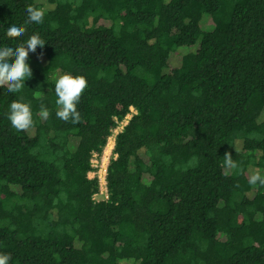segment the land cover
Returning <instances> with one entry per match:
<instances>
[{
    "label": "trees",
    "instance_id": "16d2710c",
    "mask_svg": "<svg viewBox=\"0 0 264 264\" xmlns=\"http://www.w3.org/2000/svg\"><path fill=\"white\" fill-rule=\"evenodd\" d=\"M28 5L43 23H26ZM12 24L26 34L9 38ZM33 33L32 77L0 87L8 264H264V186L248 183L264 175V0H0V47ZM65 73L87 80L77 124L56 117ZM13 100L32 129L10 125ZM130 109L95 202L92 154Z\"/></svg>",
    "mask_w": 264,
    "mask_h": 264
},
{
    "label": "clouds",
    "instance_id": "9594fccd",
    "mask_svg": "<svg viewBox=\"0 0 264 264\" xmlns=\"http://www.w3.org/2000/svg\"><path fill=\"white\" fill-rule=\"evenodd\" d=\"M26 23H43L45 10L28 5L26 8ZM27 32L24 25L12 24L6 30L9 38L23 37ZM45 41L41 39L38 33L28 36L25 42L15 47H0V87H6L9 93H18L24 87V81L32 77V69L27 63L29 53L35 52L38 47H44ZM87 80L84 76H73L69 73L61 74L55 80L54 92L57 97L55 104L57 106L56 117L64 122L77 124L81 121L80 112L77 105L81 96L87 88ZM51 113L44 105H40L39 116L47 120ZM7 119L10 125L17 131H28L34 127L33 113L31 106L21 100H13L9 105ZM113 154V153H112ZM222 167L226 170H238L239 165L233 160L230 153L225 152ZM228 171L225 172V175ZM248 183L250 185L264 186V175L259 171L250 174ZM11 259L10 254L0 253V264H8Z\"/></svg>",
    "mask_w": 264,
    "mask_h": 264
},
{
    "label": "built area",
    "instance_id": "2783aa9c",
    "mask_svg": "<svg viewBox=\"0 0 264 264\" xmlns=\"http://www.w3.org/2000/svg\"><path fill=\"white\" fill-rule=\"evenodd\" d=\"M135 113L133 109H130V113L121 121L117 122L116 127L113 129L112 134L109 138H115L116 134L122 129V127L127 123L131 115ZM114 143V140H113ZM113 150V148H112ZM112 150L110 151V157L112 158ZM101 155L97 154H92L91 160H90V166H91V171L88 172L87 177L89 179H96L98 183V193L93 196V200L96 202L100 199L107 200L108 194H107V189H106V181H105V176H106V164L105 162L107 161L106 159L99 158ZM106 160V161H105ZM108 165V164H107Z\"/></svg>",
    "mask_w": 264,
    "mask_h": 264
},
{
    "label": "rangeland",
    "instance_id": "374dc122",
    "mask_svg": "<svg viewBox=\"0 0 264 264\" xmlns=\"http://www.w3.org/2000/svg\"><path fill=\"white\" fill-rule=\"evenodd\" d=\"M32 56L33 57H35V58H37V54H35V52L34 53H32ZM39 58V60L40 61H42L43 59L41 58V57H38ZM239 147H240V145H239ZM238 147V148H239ZM105 148V147H104ZM113 148V147H112ZM112 150V149H111ZM113 155V154H112ZM113 157V156H112ZM100 159L102 158L103 159V161H104V159H106L105 161V164H106V166H107V164H108V162H109V160L111 159V157H110V152L108 153V154H104V150L102 151V154H101V156L99 157ZM249 172H251V173H253L254 171H252L251 169L249 170Z\"/></svg>",
    "mask_w": 264,
    "mask_h": 264
},
{
    "label": "bare ground",
    "instance_id": "6f19581e",
    "mask_svg": "<svg viewBox=\"0 0 264 264\" xmlns=\"http://www.w3.org/2000/svg\"><path fill=\"white\" fill-rule=\"evenodd\" d=\"M112 142H113V138H109L106 144L107 146L104 148V154H108L111 151L113 147Z\"/></svg>",
    "mask_w": 264,
    "mask_h": 264
},
{
    "label": "crops",
    "instance_id": "0c3cea01",
    "mask_svg": "<svg viewBox=\"0 0 264 264\" xmlns=\"http://www.w3.org/2000/svg\"><path fill=\"white\" fill-rule=\"evenodd\" d=\"M112 145H113V142H112ZM106 146H107V145H106ZM106 146H105V147H106Z\"/></svg>",
    "mask_w": 264,
    "mask_h": 264
}]
</instances>
